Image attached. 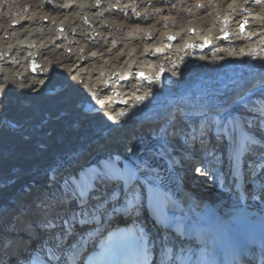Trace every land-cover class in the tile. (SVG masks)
I'll use <instances>...</instances> for the list:
<instances>
[{"label":"bare ground","instance_id":"1","mask_svg":"<svg viewBox=\"0 0 264 264\" xmlns=\"http://www.w3.org/2000/svg\"><path fill=\"white\" fill-rule=\"evenodd\" d=\"M242 115L264 116V0H0V264H62L122 222L185 264L214 225L239 241L264 230L258 191L241 190L264 164V129L259 141ZM175 119L203 158L169 137ZM101 174L127 207L82 217L73 186L90 191ZM245 184L264 191V175Z\"/></svg>","mask_w":264,"mask_h":264},{"label":"rangeland","instance_id":"2","mask_svg":"<svg viewBox=\"0 0 264 264\" xmlns=\"http://www.w3.org/2000/svg\"><path fill=\"white\" fill-rule=\"evenodd\" d=\"M255 96V94L253 95V96H247V97H242V98H240L237 102H236V105H233L234 106V108H235V110H236V113H238V111L240 110V109H244V108H246L247 107V105H248V103L250 102V100L252 99V97H254ZM246 106V107H245ZM221 110H223V109H221ZM216 111V110H215ZM213 111V118L212 119H209V118H205V123H204V127L205 128H203L202 130H201V132H202V134H205V136L209 133V130L211 129V127L213 126V121H214V117H216V116H218L219 115V112L218 111ZM225 111V110H224ZM216 113V114H215ZM242 117V118H241ZM240 118H239V122H240V124H246V126H245V129L243 128V130H245L246 132H249V134L252 136H254L255 138H257V139H259V141H261L262 139H263V137H262V131H261V129H264V123H262V118L264 117V116H262V117H258V116H256V117H253V118H251L250 120L249 119H247V118H245L244 117V115H242ZM181 120L180 119H175L168 127H167V129L165 130L166 132H167V134H169V137H171L172 138V140L173 141H176V143L178 142V143H182V144H184V145H186V148H188V147H190V148H193V146H194V148H198L197 149V151L199 152V153H201V156L203 155V151L205 150V146H203L202 148H200L199 147V145H197V143L196 142H194V141H192V140H189L190 139V137H192L193 135H192V132H191V127H190V123H189V121H186V120H184V121H182L180 124H179V122H180ZM189 123V124H188ZM260 124L263 126V128H261V126H260ZM205 129V130H204ZM249 130V131H248ZM250 131H252V132H250ZM177 137V138H176ZM263 141V140H262ZM198 146V147H197ZM182 147H184V146H182ZM262 148H263V146H262ZM220 149V150H219ZM214 153L215 154H217V153H219L220 155H221V158H222V155H224V152L226 151L225 149H224V147H218V144H215V146H214ZM222 153V154H221ZM204 156V155H203ZM247 156H248V158H247ZM203 158V157H202ZM220 158V159H221ZM243 161H249V160H251V159H253V154L251 153V154H249V153H245L244 155H243ZM189 161H191V158H185V166L187 165L188 166V162ZM197 163V162H196ZM195 163V164H196ZM202 165H203V163H201L200 165H199V167H202ZM229 164H227V162L225 161V164L224 165H219L218 167L219 168H223V173H222V177H221V182L224 184V182H225V178H226V176L228 175V172H229V169H230V166H228ZM214 168V167H213ZM225 168H227V169H225ZM224 169H225V171H224ZM205 170H206V167H205ZM261 170V171H260ZM258 172V171H257ZM190 173H188V171H187V173L185 172V176H184V178L186 179L187 177H188V175H189ZM258 174V175H257ZM257 174H255V177L254 178H252V179H250L249 177H246L245 178V183L247 182V181H250V183H254V180H255V178H256V180L257 179H259L260 177H262L263 175H264V164H262V166L259 168V172L257 173ZM260 174V175H259ZM224 181V182H223ZM188 182H191L190 183V185H192V186H195V182H194V180H189ZM202 182V181H201ZM200 181H199V183H201ZM232 183V182H231ZM118 185V184H117ZM136 186H130V190H132V191H136L137 190V188L139 189V192L141 193V195L143 196L144 195V190L142 189V186L138 183V184H135ZM225 185V184H224ZM245 185L246 184H244L243 183V188H242V190H243V192H244V194H245V196H247V197H250L251 196V191L253 190V192H256V191H258V194H256L255 196H253V198L255 199V200H257V201H262V202H264V191H263V189H262V187H260V188H251V187H249V186H247L246 185V187H245ZM119 186V185H118ZM228 187H229V190L230 189H232V184H228ZM258 189V190H257ZM228 190V189H227ZM249 190V191H248ZM263 192V193H262ZM250 195V196H249ZM66 205H68V204H66ZM66 205H63V204H60V208H63V207H67ZM144 211V210H143ZM143 211H140L141 212V215H142V213H143ZM145 215V213H143V216ZM70 242H72V239H69V243Z\"/></svg>","mask_w":264,"mask_h":264},{"label":"snow or ice","instance_id":"3","mask_svg":"<svg viewBox=\"0 0 264 264\" xmlns=\"http://www.w3.org/2000/svg\"><path fill=\"white\" fill-rule=\"evenodd\" d=\"M60 191L63 194L64 190L61 189ZM73 191L75 192V199L72 203L76 205L82 217L85 213L91 215L93 212L98 211L100 205H104L102 215H107L109 212L117 214V209L127 207V197H123L122 192L118 194L114 186L107 185L103 174L96 177L94 186L90 191L77 190L75 186H73ZM113 197H115V199H113ZM54 200L55 193L52 189H49V206H53ZM31 210L36 212L43 211L40 204L35 201L31 205ZM27 211L28 209H25V216ZM24 224L26 226V219Z\"/></svg>","mask_w":264,"mask_h":264}]
</instances>
